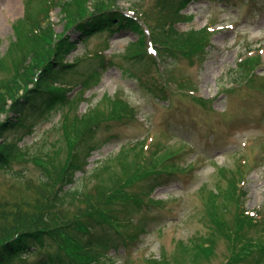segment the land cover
<instances>
[{
  "label": "rangeland",
  "instance_id": "1",
  "mask_svg": "<svg viewBox=\"0 0 264 264\" xmlns=\"http://www.w3.org/2000/svg\"><path fill=\"white\" fill-rule=\"evenodd\" d=\"M43 1L0 0V57L15 41L13 25L25 19L28 2L34 11ZM187 1L180 11L183 19L174 27L179 33L206 30L208 46L202 54L166 48L163 34L168 33L167 28L159 26L152 33L155 19L164 5L169 7V0L116 1L122 16L142 26V55L133 54L131 45L140 39L134 31L120 28L92 32L80 39L81 34L65 31L68 22L58 7L50 5L55 34L59 38L66 34L76 43L65 59L68 65L76 63L73 78L65 76L66 81L75 84L65 88L68 103H53L50 110L30 114L32 126L23 142H17L25 147L23 157L16 155L6 169L0 168V226L13 217V223L21 220L14 207L31 201L40 182L42 167L29 157L43 156L40 153L54 148V144L63 146L60 123L64 115L82 114L105 96L126 100L134 108L135 118L126 125L110 123L113 127L108 134L99 135V149L87 159L84 172L75 175L68 200L60 205L56 197L51 210H69L73 216L76 211H71L70 203L75 201V192L91 189L99 182L98 170L118 154L129 152L134 143L143 142L147 152L155 150L158 161L178 153L173 163L182 171L168 180L174 183L153 189L149 202L121 216L126 225L117 228L118 234L111 236L108 247L89 254L93 259L100 258L96 264H152L160 260L161 264H178L179 260L180 264H193L180 252L184 246L189 247L192 238L212 231L213 209L207 197L225 191L233 176L246 192L245 209L264 211V0ZM89 10L84 5V12ZM162 14L165 16V12ZM144 18L150 19V28ZM152 48L157 54L150 53ZM251 57L249 78L261 81L238 79L237 63ZM78 75H90L91 79L83 85ZM6 137L14 142L13 135ZM17 199L23 200L15 203ZM232 209L227 217L230 222ZM28 217L34 224L40 222L35 215ZM133 231L137 237L127 239ZM45 252L41 249L18 260V264L34 263ZM63 252L59 255L65 259L59 264H73ZM107 255L114 259L101 260L100 256ZM228 256L229 243L219 239L214 255L201 264H227Z\"/></svg>",
  "mask_w": 264,
  "mask_h": 264
},
{
  "label": "trees",
  "instance_id": "2",
  "mask_svg": "<svg viewBox=\"0 0 264 264\" xmlns=\"http://www.w3.org/2000/svg\"><path fill=\"white\" fill-rule=\"evenodd\" d=\"M55 1L44 0L34 11L28 2L25 19L13 25L15 41L9 51L0 57V73L3 74L0 79V117L5 116L3 120L0 118L2 169H6L16 155L23 157L25 149L22 148L25 147L18 146L17 142L23 140L31 127L30 114L50 110L53 103H68L65 88L75 84L66 81L65 76L74 75L73 65L76 63L68 65L65 59L76 43L66 34L60 38L55 34L50 22L51 4L60 9L68 22L65 31L73 30L81 34L80 39L92 32H114L125 28L134 31L140 38L131 45L133 54L142 55L143 52L145 33L142 26L138 21L120 14L117 0ZM187 2L169 0V7L164 5L155 19L152 33L159 26L167 28L168 33L163 34L167 38L163 43L166 48H174L185 54L191 51L202 54L208 46L209 33L206 30L179 33L174 27L181 20L180 11ZM84 5L90 9L87 13L84 12ZM144 19L150 28V19ZM253 58L237 63L238 79L261 81L259 78H249V64ZM81 77L78 75L77 80ZM89 78L90 75L79 80L87 85ZM134 118L135 110L126 100L106 96L82 114L74 112L72 116L64 115L60 123L63 146L54 144V148L49 147L40 153L43 156L29 157L31 161L39 163L36 164L42 167L43 173L31 201L25 206L20 203L14 207L15 213L19 214L16 216L21 220L13 223V217L0 226V264H13L20 257L26 258L41 249H45V255L34 264H58L65 258L59 255L61 251L73 264H96L98 259L93 262L94 257H89V254L95 255L93 251L108 247L111 236L118 234L117 228L126 224L121 216L142 207L153 189L175 182L168 180L182 171L173 163L179 154L174 152L165 160L158 161L155 150L147 152L143 142L136 143L129 152L118 154L112 162L98 170L99 182L91 189L75 192V201L70 203L71 211H76L73 216L69 210L57 213L51 210L52 200L56 197L60 198V205L68 200L71 194L69 186L74 182L75 175L84 170L86 159L101 143L99 135L108 134L113 127L110 123L126 125ZM6 135H13L14 142ZM17 174L20 176L19 172ZM227 184L225 191L219 190L213 197H207L213 209L210 212L212 231L207 236L192 238L189 247L184 246L180 252L181 256L184 260L189 257L193 264H201L214 255L218 240L224 239L225 243H229L227 264H264V211L245 209L246 192L242 191L234 176ZM23 199L14 201L16 203ZM217 199L222 202H217ZM217 203H220L218 208ZM232 208L233 220L230 222L227 217L232 215ZM31 215L37 216L40 222L34 224V220L28 217Z\"/></svg>",
  "mask_w": 264,
  "mask_h": 264
},
{
  "label": "bare ground",
  "instance_id": "3",
  "mask_svg": "<svg viewBox=\"0 0 264 264\" xmlns=\"http://www.w3.org/2000/svg\"><path fill=\"white\" fill-rule=\"evenodd\" d=\"M13 2H15V0H12Z\"/></svg>",
  "mask_w": 264,
  "mask_h": 264
}]
</instances>
